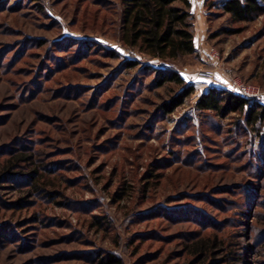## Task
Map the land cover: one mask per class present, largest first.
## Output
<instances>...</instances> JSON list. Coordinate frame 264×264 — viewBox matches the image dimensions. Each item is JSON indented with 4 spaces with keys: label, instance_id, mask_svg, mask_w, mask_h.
I'll list each match as a JSON object with an SVG mask.
<instances>
[{
    "label": "rangeland",
    "instance_id": "1",
    "mask_svg": "<svg viewBox=\"0 0 264 264\" xmlns=\"http://www.w3.org/2000/svg\"><path fill=\"white\" fill-rule=\"evenodd\" d=\"M221 1L189 0L195 53L162 61L121 43L122 0H0V264H264V121L194 108L231 80L264 106V14ZM146 67L196 91L163 114L180 87Z\"/></svg>",
    "mask_w": 264,
    "mask_h": 264
},
{
    "label": "trees",
    "instance_id": "2",
    "mask_svg": "<svg viewBox=\"0 0 264 264\" xmlns=\"http://www.w3.org/2000/svg\"><path fill=\"white\" fill-rule=\"evenodd\" d=\"M176 4H180L181 7ZM189 0H122L121 43L139 54L162 61L176 60L195 53L191 32ZM221 9L236 22H246L251 17L264 14V0H222ZM135 60H127L124 66L133 69ZM156 74L157 87L172 83L179 92L160 106L163 114H170L180 107L195 91V85L187 84L175 70L145 68ZM200 113H214L219 118L239 114L246 127L255 129L264 121V106L231 90L210 86L201 93L194 104ZM21 160H28L22 156ZM5 170H9L7 167ZM36 171L29 177L35 181ZM100 264H122L114 254L107 253Z\"/></svg>",
    "mask_w": 264,
    "mask_h": 264
},
{
    "label": "built area",
    "instance_id": "3",
    "mask_svg": "<svg viewBox=\"0 0 264 264\" xmlns=\"http://www.w3.org/2000/svg\"><path fill=\"white\" fill-rule=\"evenodd\" d=\"M216 57V53L213 50L207 52L206 58L213 60ZM215 73L213 70H198L196 76L202 80H213ZM232 86L236 94L247 98L249 100H258L261 97V92L251 88L249 86H244L236 80H231Z\"/></svg>",
    "mask_w": 264,
    "mask_h": 264
},
{
    "label": "crops",
    "instance_id": "4",
    "mask_svg": "<svg viewBox=\"0 0 264 264\" xmlns=\"http://www.w3.org/2000/svg\"><path fill=\"white\" fill-rule=\"evenodd\" d=\"M208 88H209V87H208ZM206 90H207V88L201 90V91H200V94L203 93V92H205Z\"/></svg>",
    "mask_w": 264,
    "mask_h": 264
}]
</instances>
